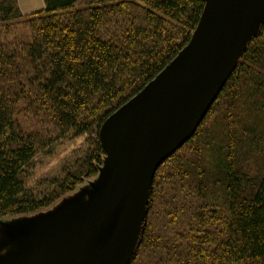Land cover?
<instances>
[{
	"label": "trees",
	"instance_id": "16d2710c",
	"mask_svg": "<svg viewBox=\"0 0 264 264\" xmlns=\"http://www.w3.org/2000/svg\"><path fill=\"white\" fill-rule=\"evenodd\" d=\"M44 4L22 14L0 2V218L46 209L98 173L100 126L186 46L205 0ZM221 90L205 129L158 167L127 264H264V19ZM21 111L45 124L25 129ZM85 134L61 177L27 186L39 151Z\"/></svg>",
	"mask_w": 264,
	"mask_h": 264
},
{
	"label": "water",
	"instance_id": "95a60500",
	"mask_svg": "<svg viewBox=\"0 0 264 264\" xmlns=\"http://www.w3.org/2000/svg\"><path fill=\"white\" fill-rule=\"evenodd\" d=\"M263 19L264 0H205L186 46L100 126L106 161L89 204L48 235L22 226L27 253L0 264H127L158 167L196 132Z\"/></svg>",
	"mask_w": 264,
	"mask_h": 264
},
{
	"label": "rangeland",
	"instance_id": "374dc122",
	"mask_svg": "<svg viewBox=\"0 0 264 264\" xmlns=\"http://www.w3.org/2000/svg\"><path fill=\"white\" fill-rule=\"evenodd\" d=\"M33 114L28 111L19 113L18 119L22 122L25 129H40L45 124V122L38 121V117L36 118ZM207 120L208 118L202 120V129H205L204 125L208 122ZM209 122L212 125L213 121ZM89 137L90 135L85 134L79 137L65 138L61 141H55L50 147L39 151L31 164L27 186L38 190L41 187L40 183L45 179L61 177L64 168L73 166L74 161L83 156V153L89 148ZM204 152L206 153V151ZM105 161L106 157L101 166H99V171L95 176L85 178L82 183L76 185L74 191L59 197L52 206L39 212L0 218V260L20 258V256L27 253L28 244L18 234L22 226L28 227L32 232H43L48 235L64 229L67 224L77 218L81 212V207L87 206L90 202V195L94 192V187L99 183ZM204 161L207 162L208 166L211 165L209 160L204 159ZM218 200H215L216 203ZM109 227L104 232L106 239L110 236L113 225ZM103 238L104 235L101 236L97 244Z\"/></svg>",
	"mask_w": 264,
	"mask_h": 264
},
{
	"label": "crops",
	"instance_id": "0c3cea01",
	"mask_svg": "<svg viewBox=\"0 0 264 264\" xmlns=\"http://www.w3.org/2000/svg\"><path fill=\"white\" fill-rule=\"evenodd\" d=\"M20 13L32 14L33 12L43 10L44 0H12ZM0 2H9V0H0Z\"/></svg>",
	"mask_w": 264,
	"mask_h": 264
}]
</instances>
